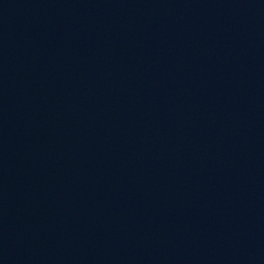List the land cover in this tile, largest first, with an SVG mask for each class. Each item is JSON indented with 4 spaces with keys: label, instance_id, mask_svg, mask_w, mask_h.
I'll use <instances>...</instances> for the list:
<instances>
[{
    "label": "water",
    "instance_id": "1",
    "mask_svg": "<svg viewBox=\"0 0 264 264\" xmlns=\"http://www.w3.org/2000/svg\"><path fill=\"white\" fill-rule=\"evenodd\" d=\"M0 264H264V0H0Z\"/></svg>",
    "mask_w": 264,
    "mask_h": 264
}]
</instances>
